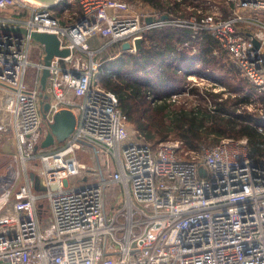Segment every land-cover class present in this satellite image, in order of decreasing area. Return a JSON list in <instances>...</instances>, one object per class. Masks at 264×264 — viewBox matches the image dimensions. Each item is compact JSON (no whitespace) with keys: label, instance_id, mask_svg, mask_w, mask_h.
<instances>
[{"label":"built area","instance_id":"1","mask_svg":"<svg viewBox=\"0 0 264 264\" xmlns=\"http://www.w3.org/2000/svg\"><path fill=\"white\" fill-rule=\"evenodd\" d=\"M192 1L193 13L174 16L141 0H0V11L16 14L0 16V26L29 31L0 29V123L9 124L0 135L11 133L16 145L0 169V264H264V154L247 137L197 150L176 137L154 145L102 82L98 55L111 46L112 59L135 54L137 40L167 26L211 35L250 84L241 109L260 116L264 136V0ZM34 31L56 34L70 50L48 66L46 117V51ZM187 78L174 99L194 86L226 91L202 72ZM63 109L75 113L74 130L43 147Z\"/></svg>","mask_w":264,"mask_h":264},{"label":"trees","instance_id":"2","mask_svg":"<svg viewBox=\"0 0 264 264\" xmlns=\"http://www.w3.org/2000/svg\"><path fill=\"white\" fill-rule=\"evenodd\" d=\"M141 1L161 11L171 12L174 16L189 14L186 6L193 2ZM65 2L61 1L59 7ZM9 15L16 14L12 10L0 11V16ZM187 41L197 47L196 52L184 46ZM224 53L211 35L194 38L192 30L188 28H156L146 33L143 46L137 53L124 51L105 62L102 82L118 95L121 108L139 134L154 145L170 138L171 133L182 139L187 148L194 150L213 146L223 137H247L252 152L262 155L264 136L256 128L262 119L257 113L241 109L250 102V95L246 91L251 90V87L245 78L223 77L226 91L192 87L190 95L196 94L199 100L190 107L186 103L178 104V100H171L174 93L186 90L188 74L202 72L207 76L218 77L205 64H218V69L227 67L226 61L222 59ZM232 68L236 71L233 64ZM109 70L118 74V80L106 75Z\"/></svg>","mask_w":264,"mask_h":264},{"label":"water","instance_id":"3","mask_svg":"<svg viewBox=\"0 0 264 264\" xmlns=\"http://www.w3.org/2000/svg\"><path fill=\"white\" fill-rule=\"evenodd\" d=\"M37 3L45 4L48 6H56L62 0H34ZM153 20L152 18H148L147 21L150 22ZM0 29H9L14 30L16 32H21L24 34H28L29 31L27 28L22 26H15V27H5L0 26ZM31 37L36 41L44 45L45 47V67L43 68L42 76H41V91L39 93L41 99V108L43 110V116L46 117L47 111L50 109V102H49V94L46 92L47 84H48V77L50 75L49 65L51 64L52 58L55 55L65 56L70 53L69 49H60V40L58 36L54 33L48 32H31ZM257 46L260 45L258 40H255ZM143 46V39H139L136 42V47L140 50ZM131 45L129 42H125L123 44V48L125 50L130 49ZM76 125V115L71 109H63L58 111L54 116V122L50 124L51 130L46 135L45 139L42 142L43 147H49L56 142L61 143L65 141L69 135L72 133ZM9 127L8 123H0V129ZM201 170L205 171V168L202 167ZM31 178H35V174H31ZM37 189L41 188L40 186H36ZM41 206V205H40Z\"/></svg>","mask_w":264,"mask_h":264},{"label":"rangeland","instance_id":"4","mask_svg":"<svg viewBox=\"0 0 264 264\" xmlns=\"http://www.w3.org/2000/svg\"><path fill=\"white\" fill-rule=\"evenodd\" d=\"M129 1L131 2V1H134V0H129ZM219 6L222 8L223 5L220 4ZM203 7L206 8L205 5H203ZM187 10L190 13H193V11H194L192 8H190V9L187 8ZM187 15H189V14H187ZM0 25H3V24L0 23ZM34 46L37 47L38 46L37 43H34ZM117 47H118L117 45L111 46V49L109 51H104V53H100L98 55L99 58H101L102 61L105 60V62L111 61L112 60V58H111L112 57V54L117 53ZM222 59L224 61H226L225 64L227 66V67H224L223 69H221V68L218 69L219 68V67L217 68V65L218 64L215 66V63H211V64L209 63V65H208V63L205 64V66L207 65V66L211 67V69H213L215 71V74L218 76V77L215 76L216 78L215 77H212L214 80L216 79V81H218V82L226 85L225 84V81H223V77H227V78H231V79H234V78H237V79H240L241 78V79H243V77L237 72V70L235 71L232 68V64H231L229 58L227 57V54L222 55ZM32 71H33L32 69L29 70V75L31 74ZM109 74L110 73L107 72L106 75L109 77ZM116 77H117V79H113V80H118L119 76L117 75ZM171 100H178L179 101L178 104H180V103H186V106L190 107V106H193V105L197 104L199 98H198V96L196 94H192V95L178 96L176 99L172 98ZM248 111H250V110H248ZM131 126H132V129L133 130L134 129L137 130L136 127L134 126V124L132 122H131ZM170 136L171 137H174L175 134L174 133H171ZM15 150H16V145H15V141H14L13 135L11 133L10 134H4V133L1 134L0 135V153L2 154L3 158H5V159L1 161L0 169L1 168H4L5 163L8 160V156H9L8 154H11V153L13 154V152H15ZM83 159L85 161H87L85 158H83ZM1 171H3V169Z\"/></svg>","mask_w":264,"mask_h":264},{"label":"bare ground","instance_id":"5","mask_svg":"<svg viewBox=\"0 0 264 264\" xmlns=\"http://www.w3.org/2000/svg\"><path fill=\"white\" fill-rule=\"evenodd\" d=\"M28 1H30V2H36V1H34V0H28ZM144 74V73H143ZM133 75H135V74H133ZM138 75V74H137ZM139 76V75H138ZM216 78V77H215ZM216 80V79H215Z\"/></svg>","mask_w":264,"mask_h":264}]
</instances>
